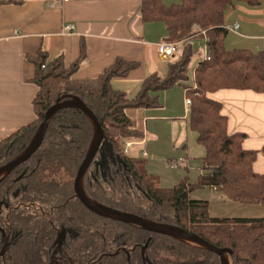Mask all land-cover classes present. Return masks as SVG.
Segmentation results:
<instances>
[{
  "label": "trees",
  "instance_id": "1",
  "mask_svg": "<svg viewBox=\"0 0 264 264\" xmlns=\"http://www.w3.org/2000/svg\"><path fill=\"white\" fill-rule=\"evenodd\" d=\"M22 3L0 0V10ZM240 3L255 7L262 0H142L143 21L164 23L165 41L183 46L170 56L168 73L146 77L135 98L113 88L111 81L127 77L139 61L119 57L97 78L81 79L75 75L86 58L84 42L70 64L63 56L49 60L40 49L32 58V81L38 87L32 100L35 118L0 140V167L31 143L59 98L77 95L98 118L110 146H101L84 176L89 197L230 249L231 264H264V217H213L208 200L190 195L213 187L233 201L264 205V174L254 168L264 147L246 149L247 133L229 132L223 103L210 97L223 89L264 94V51L228 49L225 44V16ZM201 36L208 38V57L190 42ZM177 84L191 98L189 123L205 148V172L194 182L185 176L164 187L160 177L148 171L146 157L126 155L123 148L125 140L144 137L129 110L161 107V92ZM93 136V123L84 111L63 108L51 118L41 147L0 180V264H221L211 249L99 216L85 207L75 195L74 183Z\"/></svg>",
  "mask_w": 264,
  "mask_h": 264
},
{
  "label": "crops",
  "instance_id": "2",
  "mask_svg": "<svg viewBox=\"0 0 264 264\" xmlns=\"http://www.w3.org/2000/svg\"><path fill=\"white\" fill-rule=\"evenodd\" d=\"M163 1L172 4L180 0ZM52 2L56 6L51 7ZM141 3L142 0H23L22 4L2 6L0 140L35 118L32 100L38 87L32 81L36 69L32 58L40 49L48 54L49 60L63 56L66 64H70L79 57L84 42L86 58L75 75L81 79L97 78L119 57L139 61L141 65L127 77H116L111 81L113 88L126 91L130 98L137 96L144 79L150 74L166 75L171 57L163 58L159 54V46L167 35L166 26L162 22H144ZM236 22L240 25L239 31L228 29L226 47L264 51V0L255 7L240 3L231 8L225 16L226 26ZM69 23L75 25L73 32L65 30ZM181 45L178 44V50ZM210 97L223 103L229 132L247 133L244 147L260 151L264 147V94L253 90L223 89L211 93ZM160 98L161 107L132 111L146 142L134 140L130 155L146 157L147 169L153 174L157 159L175 162L168 154V140H163L167 129L173 146L186 151L176 161H182L187 173L193 159L202 160L205 148L198 143V134L190 127V106L186 104L185 87L177 84L162 91ZM144 150L146 156L142 155ZM200 167L199 176L205 172L203 161ZM254 168L264 174L262 152H259ZM198 192L206 196L203 198ZM191 197L208 200L213 217H264V205L233 201L213 187L194 190Z\"/></svg>",
  "mask_w": 264,
  "mask_h": 264
},
{
  "label": "water",
  "instance_id": "3",
  "mask_svg": "<svg viewBox=\"0 0 264 264\" xmlns=\"http://www.w3.org/2000/svg\"><path fill=\"white\" fill-rule=\"evenodd\" d=\"M64 97H66V99L59 98L57 102L47 110L45 114V120L38 128L31 143L21 153H19L13 160L0 167V180L7 177L18 166L28 161L32 157V155L41 147L46 132L48 130L50 120L55 113L66 107L80 109L84 111L92 121L94 126V136L90 148L86 154V157L83 160L82 164L80 165L78 174L75 178V183H74L75 194L79 198V200L90 211H92L93 213L99 216L117 219L128 224H134L140 226L148 231L161 233L164 235L181 239L183 241L192 243L194 245L203 246L205 248L211 249L216 254H218L220 257L221 264H231L228 257V254L231 252L230 249H223L216 247L210 244L209 242L205 241L203 238L199 237L197 234L191 233L176 225L150 220L148 218L139 216L135 213L123 212L114 209L110 206H107L105 204H102L89 197L86 194L83 186L84 176L90 164L92 163L93 159L99 152L101 146L106 145L107 149H109L110 146L108 144L102 125L100 124L98 118L94 115L92 110L85 104V102L77 95H66Z\"/></svg>",
  "mask_w": 264,
  "mask_h": 264
},
{
  "label": "rangeland",
  "instance_id": "4",
  "mask_svg": "<svg viewBox=\"0 0 264 264\" xmlns=\"http://www.w3.org/2000/svg\"><path fill=\"white\" fill-rule=\"evenodd\" d=\"M193 46L200 51V53H205L206 50V38L205 37H194L190 41ZM183 44L180 46L182 48ZM180 50H178L179 53ZM138 109H130L129 112L130 114L132 111H137ZM141 127V123H140ZM167 129L164 130V135H163V140H168V154L170 153V159L175 161L171 162L168 159L162 160L157 159L154 168L152 169L154 174L158 175L162 179L161 185L164 187H171L176 185L177 183L180 182L186 175L191 177L192 182L198 179L197 172L202 166V160L201 159H193L194 163H192V167H190V171L185 173L187 169L185 168L184 165H182V161L177 162L178 156L181 154H184L183 152H186L183 150L181 147H175L173 146V142H171V137L169 131H166ZM187 142V141H186ZM172 150V151H171ZM171 151V152H169ZM169 158V157H168ZM171 163V164H170ZM155 170V171H154ZM185 171V172H184ZM182 173L184 175L179 174ZM200 191V190H198ZM199 195H203V198L206 196L202 194V192H198ZM191 195V194H190ZM193 198V197H191ZM195 199V198H194ZM215 208V201H213V209ZM215 210V209H214Z\"/></svg>",
  "mask_w": 264,
  "mask_h": 264
},
{
  "label": "built area",
  "instance_id": "5",
  "mask_svg": "<svg viewBox=\"0 0 264 264\" xmlns=\"http://www.w3.org/2000/svg\"><path fill=\"white\" fill-rule=\"evenodd\" d=\"M69 1H73V0H62V2H69ZM50 6L51 7H54V6H56V3L52 2V3H50ZM227 28L229 30L234 31V32H238L239 31V28H240V25H239L238 22H236L233 25L228 26ZM65 30L68 31V32H73L75 30V25L72 24V23L66 24L65 25ZM205 38H206V46H207L208 38L207 37H205ZM177 51H178V43H170V42H166L165 41L164 43H162L159 46V54L163 58H169L170 56L175 55V53ZM204 55H205V57H208V55H209L208 47H206V50H205ZM186 104L188 106H190V104H191V98H187ZM140 141L143 142V143L146 142V140L144 138L140 139ZM134 144H135V141L133 139H127V140H125L123 152L126 155H130V148ZM142 155L146 156L147 155V151L144 150L143 153H142Z\"/></svg>",
  "mask_w": 264,
  "mask_h": 264
},
{
  "label": "flooded vegetation",
  "instance_id": "6",
  "mask_svg": "<svg viewBox=\"0 0 264 264\" xmlns=\"http://www.w3.org/2000/svg\"><path fill=\"white\" fill-rule=\"evenodd\" d=\"M76 195V194H75ZM77 197V196H76ZM78 198V197H77ZM79 199V198H78ZM83 204V203H82ZM84 205V204H83ZM85 206V205H84ZM36 207V210L37 211H42L43 212V209L39 206V205H37V206H35ZM86 207V206H85ZM46 217H48L47 215H45ZM62 235H63V232H61L60 233V237H62ZM59 258V257H58Z\"/></svg>",
  "mask_w": 264,
  "mask_h": 264
}]
</instances>
